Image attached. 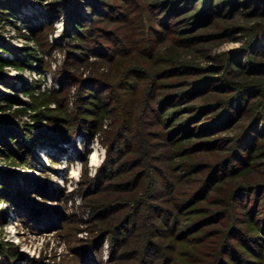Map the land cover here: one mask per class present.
<instances>
[{
	"label": "rangeland",
	"instance_id": "374dc122",
	"mask_svg": "<svg viewBox=\"0 0 264 264\" xmlns=\"http://www.w3.org/2000/svg\"><path fill=\"white\" fill-rule=\"evenodd\" d=\"M229 1L0 0V264H264V0Z\"/></svg>",
	"mask_w": 264,
	"mask_h": 264
},
{
	"label": "trees",
	"instance_id": "16d2710c",
	"mask_svg": "<svg viewBox=\"0 0 264 264\" xmlns=\"http://www.w3.org/2000/svg\"><path fill=\"white\" fill-rule=\"evenodd\" d=\"M173 1H176V0H173ZM185 1V0H183ZM240 0H230L229 1V4L231 6L233 5H237L239 3ZM225 2V1H223ZM177 2H173L170 6H169V10L171 11H174V10H177V8L181 5H177L176 4ZM176 4V5H175ZM210 4L209 0H201V5H200V9H201V14L203 13H206V9L209 7L208 5ZM222 5V3H220ZM175 5V6H174ZM221 5H218L221 6ZM0 7L2 8V5L0 4ZM4 7V6H3ZM172 8V9H171ZM220 9V8H219ZM63 12L65 14V18L64 20L67 22V24L70 25L71 29L73 31H76V33H78V31H80V28L81 27V19H79L78 15L74 12V10H70L69 7H66V8H63ZM98 43V42H96ZM86 94L88 95L87 98H89V100H86V96L85 94L83 93V103L84 105H82V109L83 110H91L92 108H89L87 105L89 104L88 102L92 103V104H96V102H98V100H100V94L95 90V88H92L90 86V88H87V90H85ZM92 99H95V100H92ZM84 112V111H83ZM85 122H87L86 120H84ZM131 123V122H130ZM89 125V124H88ZM88 125L86 124H81L80 125V122H78L77 126H74L73 127V130H62V132H64V134L66 133L67 135H70V133L72 132H80V133H86L87 131V127ZM171 131V130H170ZM64 136V135H63ZM0 142H3V140ZM139 146L138 145V149H139ZM237 146V147H236ZM235 146V154H239L241 148L239 145H236ZM146 150V149H145ZM233 153V154H234ZM145 157V156H144ZM147 158L144 159V162ZM138 161V160H137ZM146 164V163H145ZM147 166L149 165V163L146 164ZM136 180H135V183H136V186H138L139 188H144V191L146 190V192L143 194V195H148L150 197V199H159L162 195V191H163V188L164 187H169L170 186V183L165 179V177H162V178H158V177H153L152 175H148V180L145 181V184H143V181H142V175H138L136 176ZM216 181H219V180H216ZM151 192V193H149ZM139 193V192H138ZM200 194V193H199ZM203 195V194H201ZM141 197H142V194H139L138 196H135L133 198V200L130 202L131 204H134V199L135 201L138 203V205H135L137 206L136 208L139 209L140 207H142L143 205H146V208L147 210H149V208L151 209L152 211V214L151 216H153V221H152V226L154 228V232L152 233V235L150 234V236H158V235H161L165 232L168 231L169 227L168 226V223L173 219L174 221H178V217H175L174 218V214L172 215L170 212H166L165 209H163L159 204H156V203H153V202H148V201H144V200H141ZM204 198L206 196H203ZM203 197H200L199 199H202ZM3 200V198H2ZM118 204V203H117ZM109 205V204H108ZM111 207H112V203H110ZM116 205V204H115ZM119 205V204H118ZM185 205V204H184ZM133 206V205H131ZM179 209H184L185 207H183V205H179ZM241 207H244L246 209V211L248 210L246 206H241ZM192 209L191 208H188V209H185L184 211H188ZM252 210V208H251ZM249 211V212H246V213H250L252 211ZM173 211V210H172ZM177 213H178V210H177ZM249 222H252V224L255 226L256 222L249 219L248 220ZM180 224V222H179ZM251 234V233H250ZM260 237H258V235L256 234H253L251 235L250 237L247 238H243L242 239V245H244V247L247 249V251H250L252 252L253 251V245L256 246L255 244L259 245L260 243ZM251 242V243H250ZM152 246H154L152 244ZM256 248V247H255ZM148 252V251H147ZM146 252V255L148 256L149 254ZM147 256H146V259H147ZM235 257V258H234ZM233 260L237 259L236 260V263H238V260H241L240 258H238L235 254H233ZM150 258H148L146 261H149ZM242 261V260H241Z\"/></svg>",
	"mask_w": 264,
	"mask_h": 264
},
{
	"label": "bare ground",
	"instance_id": "6f19581e",
	"mask_svg": "<svg viewBox=\"0 0 264 264\" xmlns=\"http://www.w3.org/2000/svg\"><path fill=\"white\" fill-rule=\"evenodd\" d=\"M99 143L95 142V144L91 147L92 154L90 157V164L93 166H97L101 160L100 153L98 152ZM101 147V146H100ZM79 168L75 167L74 170L71 172V178L74 180L78 178L79 175ZM14 230L12 229L10 232L12 233ZM10 233V234H11Z\"/></svg>",
	"mask_w": 264,
	"mask_h": 264
}]
</instances>
